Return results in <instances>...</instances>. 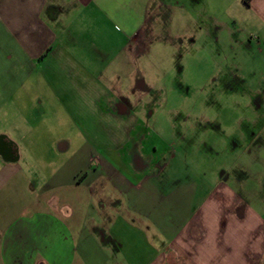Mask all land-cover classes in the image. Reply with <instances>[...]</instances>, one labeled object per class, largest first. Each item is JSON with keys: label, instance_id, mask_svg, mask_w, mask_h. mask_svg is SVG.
Masks as SVG:
<instances>
[{"label": "crops", "instance_id": "0c3cea01", "mask_svg": "<svg viewBox=\"0 0 264 264\" xmlns=\"http://www.w3.org/2000/svg\"><path fill=\"white\" fill-rule=\"evenodd\" d=\"M172 8H205L172 38L201 29L247 85L264 0H0V264H264V123L200 193L131 102Z\"/></svg>", "mask_w": 264, "mask_h": 264}, {"label": "rangeland", "instance_id": "374dc122", "mask_svg": "<svg viewBox=\"0 0 264 264\" xmlns=\"http://www.w3.org/2000/svg\"><path fill=\"white\" fill-rule=\"evenodd\" d=\"M194 11L199 25L205 26V8H172L174 19L159 30L162 40L149 46L151 59L135 68L145 69L149 87L134 94L131 102L140 107L136 112L145 116L144 122L164 142L166 151H176L167 162L176 181L197 184L199 192L205 193L238 172L241 153L251 144L254 131L249 123L257 122L258 129L264 123V59L244 61L245 85L238 61L227 58L226 46L212 44L201 29L196 44L173 39L193 30L189 20ZM251 83L261 91H249ZM40 159L60 161L54 155Z\"/></svg>", "mask_w": 264, "mask_h": 264}]
</instances>
